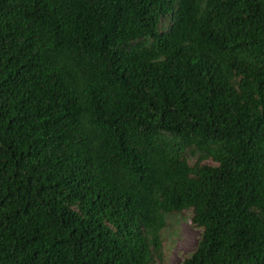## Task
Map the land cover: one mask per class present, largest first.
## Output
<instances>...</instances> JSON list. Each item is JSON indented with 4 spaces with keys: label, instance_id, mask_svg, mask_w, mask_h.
I'll use <instances>...</instances> for the list:
<instances>
[{
    "label": "trees",
    "instance_id": "obj_1",
    "mask_svg": "<svg viewBox=\"0 0 264 264\" xmlns=\"http://www.w3.org/2000/svg\"><path fill=\"white\" fill-rule=\"evenodd\" d=\"M264 264V0H0V264Z\"/></svg>",
    "mask_w": 264,
    "mask_h": 264
},
{
    "label": "rangeland",
    "instance_id": "obj_2",
    "mask_svg": "<svg viewBox=\"0 0 264 264\" xmlns=\"http://www.w3.org/2000/svg\"><path fill=\"white\" fill-rule=\"evenodd\" d=\"M176 233L171 234L165 240L168 260L171 264H177L185 253L192 251L199 237V231L191 227L189 220H179L175 226Z\"/></svg>",
    "mask_w": 264,
    "mask_h": 264
}]
</instances>
